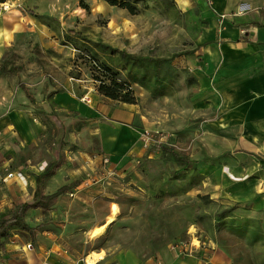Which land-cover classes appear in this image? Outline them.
<instances>
[{
    "label": "crops",
    "instance_id": "obj_1",
    "mask_svg": "<svg viewBox=\"0 0 264 264\" xmlns=\"http://www.w3.org/2000/svg\"><path fill=\"white\" fill-rule=\"evenodd\" d=\"M174 2L205 36L167 67L115 69L133 92L127 104L96 92L73 60L40 61L66 50L62 39L108 7L104 0H6L15 9L0 15V215L30 200L34 176L56 162L44 195L79 185L50 211L30 210L25 220L38 230L11 231L0 264H81L92 255L96 264H264V0ZM161 145L192 149L193 167L212 164V179L223 182L216 216L189 207L188 228L209 249L170 248L190 231L177 227L170 237L174 223L157 217L169 200L180 206L169 210H185L162 160L183 166Z\"/></svg>",
    "mask_w": 264,
    "mask_h": 264
},
{
    "label": "rangeland",
    "instance_id": "obj_2",
    "mask_svg": "<svg viewBox=\"0 0 264 264\" xmlns=\"http://www.w3.org/2000/svg\"><path fill=\"white\" fill-rule=\"evenodd\" d=\"M104 2L108 7H105L101 13L90 14L83 28L72 30V35L68 36L66 41L62 39L61 43L67 46L66 50L61 53L54 51L40 53V61H44V58H58L67 63L73 60V70L77 72V68H80L89 73L96 92L104 97L110 96V100L127 104L135 102L133 92L129 90V84L125 82L124 77L118 78L113 74L115 69H120L125 62L132 65L154 63L161 68L167 67L177 59L192 55L196 50H192V45L206 33L205 26H198L194 14L179 8L174 0H104ZM7 4L9 10L1 12L0 15L15 9L10 3ZM191 11L197 14L199 9ZM93 60L109 69H106V72H93ZM48 64L54 69L50 62ZM74 75L78 76V73ZM188 126L191 130L194 127L192 122ZM175 138L173 140L166 138V141L170 145H175ZM188 142L190 141L186 140V144ZM182 143L185 144L184 141ZM189 152L188 155L182 151L180 153L192 158L193 150ZM162 161L165 162L169 173L170 193L181 190L185 193L182 197L184 199L182 203L185 204L182 206L185 207L184 211L177 209L171 211L167 208L180 207L176 204L177 200L173 199L167 201L163 206L165 208L157 215L164 225L169 226L174 223L169 228L170 237L177 232V227L178 232L183 226L186 232L192 231L188 228L192 214L189 207L195 208V213L200 207L199 213L202 216L214 217L219 213L224 204L222 200L225 194L223 182L212 179V164L211 169H208L207 164H202L198 165L200 169L188 167L177 171L168 164V161L164 159ZM192 177H195V180ZM114 212L115 208L112 209V214ZM204 239L202 237V241L198 243L196 239H191L187 235L181 243L190 245L193 241L194 246L200 245L196 250L199 252L209 249L210 244ZM175 245L177 243H172L170 248ZM92 257L97 259L95 255Z\"/></svg>",
    "mask_w": 264,
    "mask_h": 264
},
{
    "label": "trees",
    "instance_id": "obj_3",
    "mask_svg": "<svg viewBox=\"0 0 264 264\" xmlns=\"http://www.w3.org/2000/svg\"><path fill=\"white\" fill-rule=\"evenodd\" d=\"M4 3H6V0H0V4ZM123 56H125V54H123ZM93 66V72H106V69H109L108 67L96 61H94ZM21 89L25 93L27 99L31 103H34V99L27 89L22 86ZM105 97L109 98L110 96L105 95ZM159 149L164 153H169L174 158L176 163L183 166V170L194 166L188 158L178 153L174 148L161 145L159 146ZM60 166L61 162H56L48 166L41 175L34 176L36 181V190L33 193L32 198L30 200H21L17 202L10 212L0 215V251L4 250L5 243L8 241L11 231L19 230L28 233L30 236H33L38 230V228L30 226L25 220L26 215L30 210L39 209L44 212L50 211L56 205L60 196L65 195L70 190L76 188L79 185V182H73L70 185L61 187L54 194L44 195L42 188L45 180L53 176Z\"/></svg>",
    "mask_w": 264,
    "mask_h": 264
},
{
    "label": "built area",
    "instance_id": "obj_4",
    "mask_svg": "<svg viewBox=\"0 0 264 264\" xmlns=\"http://www.w3.org/2000/svg\"><path fill=\"white\" fill-rule=\"evenodd\" d=\"M9 10V5L7 3L4 4H0V13L1 12H6ZM148 136V134L146 133L144 135V138ZM189 236L191 237V239H198V233L195 230L190 231ZM198 243L200 242V240H196ZM28 248H30V246H28ZM200 245H193V241H191L190 245H187L185 243H178L177 245H175L172 249L178 253H182L185 252L187 249L189 250V254L190 252H193L196 249H199ZM81 264H96V259H94L93 257L87 256L84 259H82ZM160 264V263H158Z\"/></svg>",
    "mask_w": 264,
    "mask_h": 264
}]
</instances>
